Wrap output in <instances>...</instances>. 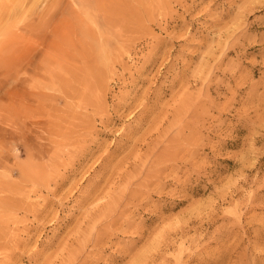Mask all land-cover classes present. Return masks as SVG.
Returning a JSON list of instances; mask_svg holds the SVG:
<instances>
[{
	"label": "rangeland",
	"instance_id": "rangeland-1",
	"mask_svg": "<svg viewBox=\"0 0 264 264\" xmlns=\"http://www.w3.org/2000/svg\"><path fill=\"white\" fill-rule=\"evenodd\" d=\"M102 1L0 0V264H264V0ZM56 41L70 53L68 72L49 56ZM147 92L167 120L155 148L160 161L138 167L131 206L119 200L114 220L89 225L100 201H83L94 193L79 187ZM188 96L193 106L180 110L177 126L172 107ZM54 112L65 119L54 125L73 129L70 144L46 135L47 121L35 123ZM112 112V133L96 135L76 163L71 154L78 155L86 122L95 117L100 126ZM110 185L95 197L120 198L123 187Z\"/></svg>",
	"mask_w": 264,
	"mask_h": 264
},
{
	"label": "bare ground",
	"instance_id": "bare-ground-1",
	"mask_svg": "<svg viewBox=\"0 0 264 264\" xmlns=\"http://www.w3.org/2000/svg\"><path fill=\"white\" fill-rule=\"evenodd\" d=\"M101 1V0H100ZM104 1V0H103ZM102 1V2H103ZM112 1V0H111ZM99 2V1H98ZM132 2V1H131ZM99 3H101V2H99ZM110 3H112V2H110ZM102 4V3H101ZM113 4L114 3H112V6H113ZM127 4H128V2H127ZM130 5H133V4H130ZM98 5L96 4V6L95 7H97ZM102 7H104L103 5H102ZM105 8V7H104ZM116 10V9H115ZM100 11V10H99ZM105 12V11H104ZM107 13V12H106ZM129 13V12H128ZM127 13V14H128ZM244 13V12H243ZM48 14V13H47ZM246 14V13H245ZM126 16V15H125ZM114 18H115V16H109V24L110 25H112L114 22H115V20H114ZM59 21H60V19H59ZM128 21V20H127ZM121 22V21H120ZM61 23V22H60ZM72 23V22H71ZM129 23V22H128ZM127 23V24H128ZM167 23V22H166ZM55 24V23H54ZM161 24V23H160ZM33 25V24H32ZM31 25V26H32ZM40 25V24H39ZM39 25H38V28H39ZM61 25V24H60ZM126 26V25H125ZM161 26V25H160ZM28 27V26H27ZM55 27V26H54ZM58 27H60V26H58ZM239 27V26H238ZM237 27V28H238ZM30 28V27H29ZM52 28V27H51ZM62 28H63V26H62ZM240 28V27H239ZM35 29H37V27L35 26V28H34V30ZM59 29H61V28H59ZM71 29H72V27H71ZM125 29V28H124ZM42 30V29H41ZM40 30V31H41ZM49 30V29H48ZM56 30V29H55ZM69 30V29H68ZM84 30V29H83ZM122 30V29H121ZM52 31V30H51ZM54 31V30H53ZM52 31V32H53ZM76 31H78L77 29H76ZM125 31V30H124ZM134 31V30H133ZM236 31V30H235ZM51 32V33H52ZM60 32V31H59ZM79 32H81V31H79ZM136 32V31H135ZM134 32V33H135ZM54 33H55V31H54ZM57 33H58V31H57ZM61 33V32H60ZM69 33V32H68ZM132 33V32H131ZM79 34V33H78ZM119 34V33H118ZM58 35H60V34H58ZM62 35V34H61ZM60 35V36H61ZM120 35V34H119ZM124 35V34H123ZM130 35V34H129ZM25 36V35H24ZM36 36V35H35ZM64 36V35H63ZM88 36V35H87ZM134 36V35H133ZM66 37V36H65ZM65 37H62L61 36V41H64L65 40ZM129 37H131V36H129ZM35 38V37H34ZM54 38H55V36H54ZM127 39H128V36L126 37ZM132 38H134V37H132ZM171 38V37H170ZM56 39V38H55ZM74 39H75V37H74ZM117 39V38H116ZM107 40H108V38L106 39L105 38V43H107ZM118 40H119V38H118ZM121 40V39H120ZM156 40V39H155ZM15 41H17V40H15ZM60 41V40H59ZM66 41V40H65ZM64 41V42H65ZM117 41V40H116ZM153 41V40H152ZM152 41H151V43H152ZM157 41V40H156ZM28 42H30V41H28ZM57 42V41H56ZM84 42V41H83ZM86 42V41H85ZM61 43V42H60ZM60 43H58L57 42V44H56V46H55V48L54 49H50V54H49V56H51L53 59H56V58H60L61 59V62H60V68L61 69H63L64 71H67L68 72V68H69V62H68V60H66V59H69V57H70V53H68L67 51H64L59 45H60ZM77 43V42H76ZM114 43V42H113ZM158 43V42H157ZM126 44V43H125ZM17 45V44H16ZM21 44H18V47H17V49L19 48V46H20ZM55 45V44H54ZM85 45V44H84ZM102 45H106V44H104V43H102ZM152 45L154 46V44L152 43ZM151 45V46H152ZM158 45V44H157ZM156 44H155V46H157ZM22 46H23V44H22ZM49 46H50V43H49ZM68 46V45H67ZM135 46V45H134ZM150 46V47H151ZM14 47V46H13ZM158 47V46H157ZM22 48V47H21ZM41 48H42V46H41ZM46 48V47H45ZM71 48V47H70ZM146 48H147V46H146ZM148 49V48H147ZM151 49V48H150ZM152 49H154V48H152ZM151 49V50H152ZM156 49V48H155ZM47 51H48V49H46ZM68 50H69V46H68ZM113 50V49H112ZM149 51V50H148ZM112 52V51H111ZM137 52V51H136ZM155 52V51H154ZM83 53V52H82ZM109 53V52H108ZM126 53V52H125ZM149 53V52H148ZM148 53H146V54H148ZM152 53H153V51H152ZM6 54V53H5ZM9 54V53H8ZM12 54H13V52H12ZM12 54H10V55H12ZM136 54V53H135ZM116 55V60H115V62L117 63V56H118V54H115ZM122 55V54H121ZM120 55V57H121V59H122V57H124V56H121ZM125 55V54H124ZM130 55V54H129ZM150 55H153V54H150ZM170 55V54H169ZM156 56V55H155ZM172 56V55H171ZM112 57V56H111ZM131 57V56H130ZM137 57V56H136ZM7 58H9V56H7ZM6 58V59H7ZM133 58H135L134 56H133ZM146 58V57H145ZM148 58V57H147ZM177 58V57H176ZM119 59V58H118ZM143 59V58H142ZM150 59H151V57H150ZM96 59H94V61H95ZM99 60V59H98ZM178 60V59H177ZM8 61H9V59H8ZM7 61V62H8ZM52 61V60H51ZM122 61V60H121ZM135 61H136V59H135ZM144 61V60H143ZM142 61V62H143ZM148 61V60H147ZM153 61V60H152ZM76 62H77V60H76ZM79 62V61H78ZM77 62V63H78ZM91 62V61H90ZM92 62H93V60H92ZM91 62V63H92ZM96 62V61H95ZM98 62V61H97ZM96 62V63H97ZM139 62V61H138ZM173 62V61H172ZM178 62V61H177ZM4 63H6V61L4 62ZM75 63V62H74ZM101 63V62H100ZM115 63V64H116ZM145 63V62H144ZM147 63V62H146ZM7 64V63H6ZM80 64H82V61H81V63ZM79 63L78 64H76V66L77 65H80ZM85 64V63H84ZM83 64V65H84ZM102 64H103V62H102ZM118 64V63H117ZM2 65H5V64H2ZM73 65V64H72ZM90 65V64H89ZM92 65V64H91ZM113 65V63H111V66ZM137 65V64H136ZM141 65V64H140ZM142 65H143V63H142ZM145 65V64H144ZM177 65H178V63H177ZM93 66V65H92ZM148 66V65H147ZM169 66V65H168ZM78 67V66H77ZM85 67H86V65H85ZM90 67V66H89ZM88 67V69H90ZM141 67V66H140ZM172 67V66H171ZM174 67V66H173ZM84 68V67H83ZM92 68V67H91ZM138 68V67H137ZM77 69H79V67L77 68ZM133 69H135V68H133ZM209 69H210V67H209ZM208 69V70H209ZM54 70V69H53ZM135 70H137V69H135ZM177 70V69H176ZM92 71V70H91ZM133 71V70H132ZM132 71H130V72H132ZM203 71H204V69H203ZM206 71V70H205ZM82 72V71H81ZM136 73V72H135ZM147 73V72H146ZM204 73V72H203ZM98 74V73H97ZM101 74V73H100ZM133 74V73H132ZM132 74H130L131 76H132ZM151 74V73H150ZM157 74V73H156ZM163 74H165V72L163 73ZM168 74V73H167ZM206 74V73H205ZM55 75V74H54ZM207 75V74H206ZM93 76V75H92ZM134 76V75H133ZM148 76V75H147ZM151 76V75H150ZM155 76V75H154ZM164 76V75H163ZM208 76V75H207ZM123 77V76H122ZM140 77H141V75H140ZM145 78H144V81L146 80V76H144ZM149 77V76H148ZM173 77V76H172ZM176 77V76H175ZM133 78V77H132ZM131 78V79H132ZM164 78H166V77H164ZM171 78V77H170ZM203 78H204V75H203ZM129 79V78H128ZM156 79V78H155ZM159 79H160V77H159ZM175 79V78H174ZM173 79V80H174ZM200 80H201V77L199 78ZM172 80V79H171ZM198 80V79H197ZM98 81V80H97ZM128 81V80H127ZM132 81V80H131ZM134 84L136 83V84H138L139 83V81H132ZM131 82V83H132ZM150 82V81H149ZM159 83V82H158ZM188 83V82H187ZM186 83V84H187ZM202 83V82H201ZM209 83V82H208ZM96 84H98V83H96ZM154 84H155V81H154ZM101 85V84H100ZM128 85V84H127ZM130 85V84H129ZM136 85H134V87H135ZM138 86V85H137ZM208 86V85H207ZM127 87V86H126ZM151 87H152V85H151ZM150 87V88H151ZM155 87H156V85H155ZM158 87V86H157ZM204 87V85L202 86V88ZM210 86H208V88H209ZM143 88V87H142ZM35 89H37V88H35ZM97 89V88H96ZM159 89V88H158ZM161 91V90H160ZM30 92V91H29ZM130 92V91H129ZM128 92V93H129ZM28 93V92H27ZM34 94V93H33ZM125 94H126V92H125ZM155 94V92H147V95H144L143 96V98H142V100L140 101V103L138 102L137 103V105H135V107H136V109L134 110V111H132L129 115H128V119H126L124 122H123V126H124V128H123V130L122 131H118L117 133H115L113 136H114V140H113V144H112V146L111 147H113L112 149H110V151H108L107 152V155H105V157L95 166V168H94V170L92 171V173L86 178V180L83 182V184H81L80 185V187H79V193L80 192H82L83 190H85V189H83V188H86V189H89V190H91V191H93V193L94 194H91V195H89V194H85L86 196H84V195H81L80 197H81V199L83 200V201H89L90 199L92 200V201H96V202H98V201H100L99 203H97L96 204V206L94 207H91V208H93V209H91L90 210V213L88 214V217H89V219H88V221H89V223H91V224H89V225H92V224H96V222H98L99 220H101L102 221V219L104 220V219H107L106 220V222L108 221V220H110V222H111V220L114 218V216H115V211H114V208H116L115 206H114V203L116 202L117 204L116 205H118L119 204V200H122L121 201V206H122V208H123V206H131V204L133 203V197H132V195L129 197V196H127L128 194H127V192L128 193H131V192H129V187L130 186H132V184L133 185H135L134 184V182H135V178L140 174L139 173V171H138V167L140 166V165H142L143 163L144 164H153L154 162L156 163L158 160H159V158H155L156 157V155L159 153H155V148H156V146L157 145H159V143L157 142V141H159L158 139L161 137V135H162V130L164 129V126H165V124L167 123V120L165 119V118H163L162 116H160L161 114H162V109H159V108H155V105L153 106L155 109H153V107H150V103H152V101H154L153 99H156V96L154 95ZM158 94V93H157ZM29 95V94H28ZM122 95V94H121ZM121 95H119V96H121ZM126 96V95H125ZM159 96V95H158ZM29 97V96H28ZM123 97H124V93H123ZM178 97V96H177ZM30 98V97H29ZM36 98V97H35ZM193 98V97H192ZM26 99V98H25ZM69 99V98H68ZM99 99V98H98ZM133 99L135 100L136 99V95L133 97ZM30 100H32V99H30ZM126 101V100H125ZM157 101H158V99H157ZM163 101V100H162ZM177 101V100H176ZM192 100H191V96H188L187 97V99H183L182 100V104L180 105V103H178V105L176 106V104L172 107L173 109H172V111H175V117H174V120H175V122H176V125H177V123L180 121V118L183 116L182 115V112L181 111H183V113L184 112H187L189 109H190V107L191 106H193V103L191 102ZM29 102H31V101H29ZM28 102V103H29ZM42 102V101H41ZM117 102V101H116ZM120 102H121V97H120ZM134 102V101H133ZM33 103V102H32ZM130 103V102H129ZM127 104V105H125V108H126V110H129V109H132V104ZM176 103V102H175ZM49 104V103H48ZM153 104V103H152ZM151 104V105H152ZM162 104V103H161ZM40 105V104H39ZM114 105V104H113ZM118 105H120V104H118ZM100 106V105H99ZM117 106V105H116ZM121 106V105H120ZM124 106V105H123ZM35 107V106H34ZM46 107V106H45ZM113 107V106H112ZM114 107H115V105H114ZM168 107H170V106H168ZM195 107V106H194ZM38 108H39V106H38ZM50 108V107H49ZM103 108V107H102ZM120 108V107H119ZM161 108H163V106L161 107ZM29 109H30V107H29ZM29 109H26V110H28L29 111ZM47 109V108H46ZM45 109V110H46ZM95 109L98 111L99 109H98V106H96L95 107ZM112 109V108H111ZM110 109V110H111ZM115 109V108H114ZM134 109V108H133ZM30 110H32V109H30ZM36 110V109H35ZM34 110V112L36 113V112H38V110L37 111H35ZM50 110H52L51 108H50ZM55 110V109H54ZM109 110V109H108ZM118 110V109H117ZM125 110V111H126ZM163 110H164V108H163ZM170 110V109H169ZM181 110V111H180ZM43 111V110H42ZM113 111V110H112ZM44 112V111H43ZM47 112V111H46ZM78 112V111H77ZM85 112V111H84ZM100 112V111H99ZM109 112V111H108ZM116 112H118V111H116ZM28 113V112H27ZM31 114H32V112H30ZM55 114H52V116H50V115H46L43 119L40 117V118H35L36 120H35V123L36 124H39V123H41V122H45V121H47L46 123H48V125H45L44 126V128H46V135H53V136H55V135H57L58 137H60L61 139H67L66 140V144H70V143H68V140H69V138H70V136H72V131H73V129H72V131L70 130V131H68V132H66V131H63V127H64V125H60L59 124V122H57L55 125H54V123H55V120L53 121V119H55V118H57V117H62V116H60L59 114H56L57 112H54ZM60 113V112H59ZM61 113H63L64 114V112H61ZM79 113V112H78ZM124 113V112H123ZM189 113V112H188ZM38 114V113H37ZM41 114V113H40ZM51 114V113H50ZM88 114V113H87ZM86 114V115H87ZM90 114V113H89ZM95 114H97V117H98V113H95ZM94 114V115H95ZM25 115H26V113H25ZM103 116H104V114H102ZM101 115V116H102ZM163 115V114H162ZM192 115V114H191ZM83 116H85V115H83ZM82 116V117H83ZM89 116V115H88ZM91 116V115H90ZM121 116V115H120ZM124 116V115H123ZM127 116V115H126ZM165 116V115H164ZM27 117V116H26ZM73 117V116H72ZM81 117V116H80ZM92 117V116H91ZM118 117V116H117ZM122 117V116H121ZM152 117V119H150ZM160 117H161V119H160ZM84 118V117H83ZM83 118H82V120H83ZM90 118V117H89ZM91 119V118H90ZM92 119H94L93 120V122H86V125L83 127V129H84V132H82V134H83V139L81 140H79L81 143L80 144H82V145H80V149H78L79 150V152H78V150L76 151V152H78V155H75V153L74 154H71V157H72V159L77 163V162H79V159L80 158H82V157H86V156H88V154H89V152H90V147L92 146V144L94 143V139H96L95 138V136L96 135H99V134H105V135H110L111 133H112V128H110V125H112V124H114V123H117V119L118 118H116V114L115 113H113L112 112V114H107V115H105L104 117H103V119L101 120V117H100V119L99 120H101V125L100 126H98V125H96L95 124V122H96V119H95V117H93ZM182 119V118H181ZM69 120V119H68ZM67 120V121H68ZM183 120V119H182ZM60 122H62V121H65V119L64 118H61L60 120H59ZM78 121V120H77ZM87 121V120H86ZM34 122V121H33ZM121 122V121H120ZM68 123V122H67ZM98 123V122H97ZM186 123H187V121H186ZM69 124V123H68ZM136 126H135V125ZM179 124V123H178ZM72 125V124H71ZM145 125H147L148 127L142 132V129H143V127L145 126ZM169 125V124H168ZM113 126V125H112ZM178 126V125H177ZM184 126V125H183ZM187 127V126H186ZM136 129V130H133V129ZM190 128V127H189ZM138 130V131H137ZM74 133V132H73ZM77 133V132H76ZM141 133V135H139ZM80 135V134H79ZM174 135V134H173ZM75 136V135H74ZM82 136V135H81ZM136 137H138V138H136ZM59 138V139H60ZM74 138V137H73ZM75 138H76V136H75ZM74 138V139H75ZM173 140V139H172ZM124 141H128V143H130V148L132 147V149H128V147H127V149L126 148H121L122 147V144H123V142ZM177 141V140H176ZM77 142V141H76ZM76 142H74V143H76ZM158 144H157V143ZM170 142V141H169ZM166 143V142H165ZM56 144V148L57 149H60V146H62V144H61V141L60 142H56L55 143ZM94 145V144H93ZM76 147V146H75ZM110 147V148H111ZM160 147V146H159ZM163 148H164V146H162ZM162 147H160V148H162ZM55 148V149H56ZM162 148V149H163ZM69 151V150H68ZM157 151V150H156ZM163 151V150H162ZM74 152H75V150H74ZM121 152L122 153H124V154H126V156H125V158L124 157H122V159L123 160H121V161H119V160H114V159H112L111 157V155H113V154H121ZM69 153H70V151H69ZM91 153V152H90ZM81 154V155H80ZM162 154V153H161ZM80 155V156H79ZM80 157V158H77L78 159V161H76L77 159H75L76 157ZM158 157V156H157ZM162 158V157H161ZM165 159V158H164ZM167 159V158H166ZM172 159V158H171ZM85 160V159H84ZM73 161V162H74ZM160 161V160H159ZM164 161V160H163ZM72 162V163H73ZM80 162H81V160H80ZM160 163V162H159ZM163 162H161V164H162ZM69 164V163H68ZM143 164V165H144ZM156 164H158V163H156ZM160 164V165H161ZM71 165V164H70ZM69 165V166H70ZM74 165V164H73ZM72 165V166H73ZM163 165V164H162ZM72 166H70V168L72 167ZM145 166H147V165H145ZM149 166V165H148ZM151 166V165H150ZM166 166H167V164H166ZM144 168V166H141V168ZM153 167H155V168H158L157 166H153ZM173 167H174V165H173ZM69 168V169H70ZM116 168H118V169H116ZM128 168H131L132 169V171L130 172V171H128ZM151 168V167H150ZM160 168V167H159ZM171 168V167H170ZM169 168V169H170ZM42 169H43V167H42ZM51 169V168H50ZM49 169V170H50ZM116 169V171H114ZM123 169H126L127 171H125L124 172V170ZM161 169V168H160ZM164 169V168H163ZM45 170H47V169H45ZM44 170V171H45ZM74 170V169H73ZM118 170V171H117ZM151 169H149V171H150ZM174 170V169H173ZM172 169H171V171H173ZM110 171V172H109ZM119 171H121V172H119ZM145 171V170H144ZM152 171V170H151ZM157 171V170H156ZM47 172V171H46ZM65 172V171H64ZM146 172V171H145ZM153 172V171H152ZM45 173V172H44ZM43 172H42V175L44 174ZM48 173V172H47ZM69 173V172H68ZM108 174V173H110L111 174V176H109V177H106V174ZM159 173V172H158ZM41 174V173H40ZM151 174V173H150ZM154 174H156L155 172H154ZM46 175V174H45ZM44 175V176H45ZM49 175V173L47 174V176ZM51 175V174H50ZM61 175H63V174H61ZM64 175H65V173H64ZM63 175V176H64ZM92 175H94V177L96 176V178H94V179H92L93 178V176ZM109 175V174H108ZM44 176H41L40 175V177H43V179H44ZM62 176V177H63ZM142 176V175H141ZM155 176V175H154ZM61 177V178H62ZM144 178H146L145 176H143ZM157 176H155V178H156ZM46 178V177H45ZM49 178H51V177H49ZM42 179V180H43ZM47 179V178H46ZM67 179V178H66ZM147 179V178H146ZM149 179H151V178H149ZM157 179V178H156ZM48 180V179H47ZM50 180V179H49ZM84 180V179H83ZM141 180V179H140ZM143 180V179H142ZM151 180H153V179H151ZM45 181V180H44ZM48 182V183H47ZM46 183L47 184H49V181H47ZM137 182V181H136ZM135 182V183H136ZM146 182V181H145ZM53 183V182H52ZM58 183V182H57ZM79 183H81V182H79ZM149 183H150V181H149ZM148 183V184H149ZM56 184V183H55ZM54 184V185H55ZM108 184H112V185H114V184H119V186H122L123 188H121V189H119V191H120V193H119V196H120V198H117L116 196H111V194L109 195V194H107V193H105V194H107V195H102L101 196V194H100V196H98V197H95V193L97 192V193H99L100 192V190H101V188L102 187H105V186H107L108 187ZM139 184V183H138ZM141 184V183H140ZM139 184V185H140ZM146 184V183H145ZM112 185H110V187L112 186ZM57 186H58V184H57ZM66 186V185H65ZM64 186V187H65ZM144 186V185H143ZM142 186V187H143ZM52 187H54L53 186V184H52ZM106 187V188H107ZM133 187V186H132ZM135 187V186H134ZM141 187V186H140ZM57 188V187H56ZM59 188V187H58ZM111 188H113V187H111ZM50 189H52L51 188V186H50ZM77 189V188H76ZM135 189V188H134ZM48 190V189H47ZM59 190V189H58ZM57 190V191H58ZM62 190V189H61ZM75 190V189H74ZM103 190H105V189H103ZM132 190V189H131ZM51 191V190H50ZM68 191V190H67ZM99 191V192H98ZM102 191V190H101ZM139 191V190H138ZM53 192H54V189H53ZM72 192V191H71ZM75 192H77V190L75 191ZM104 192H106V191H104ZM117 191H115V192H113V194H115ZM134 192H135V190H134ZM140 192H141V190H140ZM65 193V192H64ZM78 193V192H77ZM89 193V192H88ZM110 193H112V191H110ZM133 193V192H132ZM145 193V192H144ZM143 193V194H144ZM103 194V193H102ZM135 194V193H134ZM75 195H76V193H75ZM118 195V194H117ZM66 196V195H65ZM69 196V198L70 199H73V198H75L74 196H70V195H68L67 194V196H66V200H67V197ZM141 196V195H140ZM145 196V195H144ZM143 196V197H144ZM64 197V196H63ZM78 197V196H77ZM76 197V198H77ZM142 197V196H141ZM68 198V199H69ZM136 198V197H135ZM138 198V197H137ZM146 198V197H145ZM48 199V198H47ZM81 199H79L80 201H82ZM103 199H105V200H103ZM77 200V199H76ZM56 201V200H55ZM57 201H59V200H57ZM62 201H63V199H62ZM141 201V200H140ZM46 202V201H45ZM53 202V201H52ZM67 202H69V201H67ZM78 202V201H77ZM144 202V201H143ZM59 203V202H58ZM82 203H84V202H82ZM141 203V202H140ZM49 204V203H48ZM51 204V203H50ZM54 204V203H53ZM60 204H61V202H60ZM63 204H64V202H63ZM62 204V205H63ZM85 204H87V203H85ZM130 204V205H129ZM142 204V203H141ZM45 205V204H44ZM140 205V204H139ZM38 206V205H37ZM61 206V205H60ZM135 206V205H134ZM27 207V209L29 210V208H28V206H26ZM30 207V206H29ZM32 207V206H31ZM42 207V206H41ZM63 207V206H62ZM120 207V206H119ZM138 207V206H137ZM139 207H141V205L139 206ZM18 208V207H17ZM23 208V207H22ZM66 208V207H65ZM89 208V207H88ZM136 208V207H135ZM134 208V209H135ZM27 209H24L25 211L27 210ZM39 209H41V208H39ZM117 209V208H116ZM138 209V208H137ZM140 209V208H139ZM43 210V209H42ZM45 210H46V208H45ZM62 210H63V208H62ZM89 210V209H88ZM88 210H86V212H88ZM125 210V209H124ZM133 210V209H132ZM36 211V210H35ZM34 211V212H35ZM114 211V212H113ZM117 211V210H116ZM118 212V211H117ZM121 212V214L123 215V214H125V211H120ZM133 212H135V210H133ZM133 212H131V213H133ZM25 213V212H24ZM30 213V210L28 211V213H27V215ZM130 213V212H129ZM86 214V213H85ZM135 214V213H134ZM31 215H32V213H31ZM34 215V214H33ZM34 216H36V215H34ZM134 216V215H133ZM132 216V217H133ZM128 217V216H127ZM84 218V217H83ZM87 218V217H86ZM116 218H118V217H116ZM121 218V217H120ZM124 219H125V217H123ZM122 218V219H123ZM127 220L129 219V218H126ZM34 220V219H33ZM36 220V219H35ZM86 220V219H85ZM114 220V219H113ZM117 220V219H116ZM118 220H119V218H118ZM59 221H61V220H59ZM64 221V220H63ZM101 221H99V222H101ZM124 221V220H123ZM126 221V220H125ZM128 221H130V219L128 220ZM84 222V221H83ZM87 222V221H86ZM37 223H38V217H37ZM62 223V222H61ZM102 223V222H101ZM123 223V222H122ZM130 223V222H129ZM31 224V223H30ZM29 224V225H30ZM33 224V223H32ZM100 224V223H99ZM36 225V224H35ZM58 225V224H57ZM27 226H28V224H27ZM60 225H58V227H59ZM96 226V225H95ZM112 226V225H111ZM23 227V226H22ZM38 227V226H37ZM61 227V226H60ZM92 227V226H91ZM90 227V228H91ZM110 227V226H109ZM121 227V226H120ZM125 227V226H124ZM19 228V227H18ZM26 227H24L23 229H25ZM28 228V227H27ZM89 228V229H90ZM123 228V227H122ZM121 228V229H122ZM22 229V230H23ZM30 229V228H29ZM25 230H28V229H25ZM112 231V230H111ZM31 232V231H30ZM25 233V232H24ZM107 234H109V233H107ZM14 238V237H13ZM16 238V237H15ZM18 239V238H17ZM24 239V238H23ZM20 240V239H19ZM9 241V240H8ZM13 242V241H12ZM18 242H21V240L20 241H18ZM8 243V242H7ZM15 243V242H14ZM25 243H27V242H25ZM20 244H22V243H20ZM3 245V244H2ZM8 245V244H7ZM29 245V244H28ZM31 245V244H30ZM40 245V244H39ZM9 246V245H8ZM16 246V245H15ZM18 247V246H17ZM27 247V246H26ZM7 248V247H6ZM37 251V250H36ZM36 251H34V252H36ZM16 252V251H15ZM31 252V251H30ZM29 252V253H30ZM38 253V251L36 252V254ZM26 254V253H25ZM34 254V253H33ZM32 254V255H33ZM35 254V255H36ZM11 255V254H10ZM19 256V255H18ZM34 256V255H33ZM73 256V255H72ZM77 256V255H76ZM10 257V256H9ZM16 257H17V255H16ZM20 257H22V256H20ZM12 257H10V259H11ZM16 259V258H15ZM80 259V258H79ZM72 260V259H71ZM11 261H13L12 259H11ZM11 261H10V263H11ZM13 263V262H12ZM4 264V263H3ZM68 264V263H67Z\"/></svg>",
	"mask_w": 264,
	"mask_h": 264
}]
</instances>
